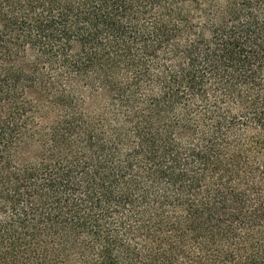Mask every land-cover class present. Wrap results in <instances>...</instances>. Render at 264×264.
I'll list each match as a JSON object with an SVG mask.
<instances>
[{
  "label": "trees",
  "instance_id": "trees-1",
  "mask_svg": "<svg viewBox=\"0 0 264 264\" xmlns=\"http://www.w3.org/2000/svg\"><path fill=\"white\" fill-rule=\"evenodd\" d=\"M0 264H264V0H0Z\"/></svg>",
  "mask_w": 264,
  "mask_h": 264
}]
</instances>
